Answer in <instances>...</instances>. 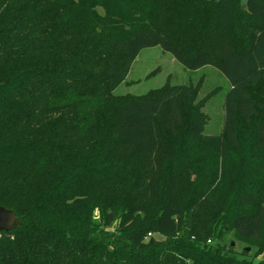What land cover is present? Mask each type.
Here are the masks:
<instances>
[{
	"label": "trees",
	"instance_id": "obj_1",
	"mask_svg": "<svg viewBox=\"0 0 264 264\" xmlns=\"http://www.w3.org/2000/svg\"><path fill=\"white\" fill-rule=\"evenodd\" d=\"M154 46L219 134L218 88L113 94ZM0 206V264H264V0H0Z\"/></svg>",
	"mask_w": 264,
	"mask_h": 264
},
{
	"label": "rangeland",
	"instance_id": "obj_2",
	"mask_svg": "<svg viewBox=\"0 0 264 264\" xmlns=\"http://www.w3.org/2000/svg\"><path fill=\"white\" fill-rule=\"evenodd\" d=\"M167 82L197 84L200 87L198 98L218 88L206 102L203 111L209 117L204 133L208 135L220 133L224 118V99L230 84L223 73L212 65L190 70L184 68L170 53L163 51L159 46L144 48L133 60L124 81L114 89L113 94L139 95ZM219 243L226 247L232 244L237 254H240L243 249L249 254H253L256 250L254 242L239 240L232 230L224 232ZM260 258L262 254L258 255L255 261Z\"/></svg>",
	"mask_w": 264,
	"mask_h": 264
},
{
	"label": "water",
	"instance_id": "obj_3",
	"mask_svg": "<svg viewBox=\"0 0 264 264\" xmlns=\"http://www.w3.org/2000/svg\"><path fill=\"white\" fill-rule=\"evenodd\" d=\"M219 2L220 0H215ZM248 0H240V6L245 8L247 6ZM19 221L14 217L13 212L10 209H6L0 206V229L10 230L18 225Z\"/></svg>",
	"mask_w": 264,
	"mask_h": 264
},
{
	"label": "clouds",
	"instance_id": "obj_4",
	"mask_svg": "<svg viewBox=\"0 0 264 264\" xmlns=\"http://www.w3.org/2000/svg\"><path fill=\"white\" fill-rule=\"evenodd\" d=\"M96 212H97V214H98L99 210H98V209H96ZM97 218H98V216H97Z\"/></svg>",
	"mask_w": 264,
	"mask_h": 264
}]
</instances>
